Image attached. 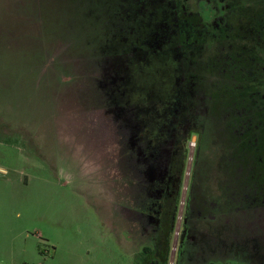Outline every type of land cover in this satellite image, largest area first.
<instances>
[{"label": "rangeland", "instance_id": "rangeland-1", "mask_svg": "<svg viewBox=\"0 0 264 264\" xmlns=\"http://www.w3.org/2000/svg\"><path fill=\"white\" fill-rule=\"evenodd\" d=\"M244 1L224 21L257 37L212 27L184 58L167 0H0V264H247L224 255L229 219L263 213L264 0Z\"/></svg>", "mask_w": 264, "mask_h": 264}, {"label": "flooded vegetation", "instance_id": "flooded-vegetation-1", "mask_svg": "<svg viewBox=\"0 0 264 264\" xmlns=\"http://www.w3.org/2000/svg\"><path fill=\"white\" fill-rule=\"evenodd\" d=\"M225 1L226 0H199L196 10L190 11L186 6V1L184 0H167V7L169 8V12L165 11L158 14L159 16L164 14L165 20H161V17L158 16L156 17V20H159V26H167L172 30L171 39H175L176 42L178 41V45L181 48H179V51L184 58L189 55L188 53H190L189 50H191V44L194 43V41L198 40V38L202 37L204 33L209 34V30H211L212 27L217 28V26H219V31H217V34L222 37L230 35L232 36L230 40L235 39V37H239L240 40H245L249 36H254L253 38L257 37L256 30H258V23L256 21L252 22L256 24V28L253 27V25L250 23V20L247 18L246 13L241 15L242 20L239 24V34L232 32V28L230 30L228 29V24L224 21L225 19H229L228 11L225 9V3H227V8L229 10L241 11L247 9V2H245L244 0H238V4H235L232 1ZM230 2L233 3V6H228ZM151 14V11L145 10L144 12L137 14L136 18H134V22L137 21L141 26L142 24H140L139 22H148V18H150ZM217 19L221 20V22L218 23ZM159 33L162 34L163 31L161 30V32ZM199 45L202 44L199 42ZM164 47L165 45H163V48ZM161 49L162 48L158 49L156 47L154 51H159ZM245 49L247 50L249 48L245 46ZM160 52L161 51L157 52L156 54ZM195 92L196 91L194 90L192 92L193 98L196 95ZM262 158L263 164H255L252 167L257 170L254 183L256 184V188L258 189H256L255 192H252V194L254 200L257 202L256 207H258V209H264V192L260 191V189L264 187V179L261 174L262 170H264V154L262 155ZM249 168H251V166H249Z\"/></svg>", "mask_w": 264, "mask_h": 264}, {"label": "crops", "instance_id": "crops-1", "mask_svg": "<svg viewBox=\"0 0 264 264\" xmlns=\"http://www.w3.org/2000/svg\"><path fill=\"white\" fill-rule=\"evenodd\" d=\"M259 210V209H258ZM258 215H263L259 217H254L252 219H243V223L241 222L239 226H232L231 221L229 219V227H226L225 235L227 236V241L230 240L231 244L237 243L238 240H241L244 243V246L239 249V253L231 250H225L224 255H228V257H233L238 260H244L247 264H259V261H263L264 252L262 251V247L260 246L259 240L264 239V209H261ZM226 217V216H225ZM228 224V225H229ZM252 240L253 242H250ZM234 247V246H233ZM195 257H197L195 255Z\"/></svg>", "mask_w": 264, "mask_h": 264}, {"label": "trees", "instance_id": "trees-1", "mask_svg": "<svg viewBox=\"0 0 264 264\" xmlns=\"http://www.w3.org/2000/svg\"><path fill=\"white\" fill-rule=\"evenodd\" d=\"M149 264H157V262L156 260H151ZM208 264H220V263L209 262Z\"/></svg>", "mask_w": 264, "mask_h": 264}]
</instances>
